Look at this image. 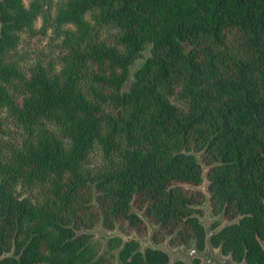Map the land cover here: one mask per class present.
<instances>
[{"label":"trees","instance_id":"1","mask_svg":"<svg viewBox=\"0 0 264 264\" xmlns=\"http://www.w3.org/2000/svg\"><path fill=\"white\" fill-rule=\"evenodd\" d=\"M37 33L55 54L27 62ZM204 166L211 243L264 264V0H0V264H113L87 229L141 211L202 250ZM139 247L119 264L169 262Z\"/></svg>","mask_w":264,"mask_h":264},{"label":"water","instance_id":"2","mask_svg":"<svg viewBox=\"0 0 264 264\" xmlns=\"http://www.w3.org/2000/svg\"><path fill=\"white\" fill-rule=\"evenodd\" d=\"M198 155V154H197ZM207 166H204L203 170V175H204V181L201 185L198 187L201 188L205 193H206V201L204 204H200L205 209V214L204 216L199 215V219L204 225V229L206 232V238H205V248L200 250L195 243L192 244V247L187 250H181L179 248L173 249L171 248L167 240L171 237V235L167 236V239L163 243H154L153 240L151 239V232L153 230L152 225H149V233L146 236V238H141L139 237L135 232L132 233L129 236H123L122 234L115 232L110 235L111 236H121L122 235V244L120 247L117 249V253L119 249L122 247L125 241L130 240L131 238L136 239L137 241L141 242L140 249L143 250L145 247L150 246L155 249H162L166 251L169 255V262L167 264H173V262L176 259H182L186 262H192V258L194 256H197L200 258L201 262L200 264H243V261L241 262H236L232 259L230 254H224L222 252L221 247H217L218 249L215 250L213 244L210 241V236L212 233L216 232L223 224H225L227 221L224 220L218 227L212 229V223L215 218H221V214L214 215V212L210 206V194L207 191L206 183L207 179L205 176ZM142 217H144L143 212H139ZM263 247H264V241L262 242ZM118 258V257H117ZM119 264V261H118Z\"/></svg>","mask_w":264,"mask_h":264},{"label":"rangeland","instance_id":"3","mask_svg":"<svg viewBox=\"0 0 264 264\" xmlns=\"http://www.w3.org/2000/svg\"><path fill=\"white\" fill-rule=\"evenodd\" d=\"M59 0H53L54 4L57 3ZM18 52L19 54H21L22 56H24L25 58H27V62L30 61L31 59H33L37 54L44 53L46 55H50V54H55L54 51L52 52L48 46L46 45V43L44 42V40L39 36V34L37 33L36 35L32 36L29 38L28 34H25L23 37V41L20 43V45L18 46ZM143 56L138 57L137 59H135V61L133 62V64L130 67V76H132L133 71L135 70V68L137 66H139L143 60H144V56H146L149 53V47L147 46L143 51ZM130 81V80H129ZM128 81V82H129ZM128 82L126 83V86L128 85ZM206 201V199H205ZM204 201V202H205ZM204 202L202 204H204ZM201 208L203 209V214H201V216H204L205 214V209L201 206ZM215 215V214H214ZM144 219L146 221V225H147V232L145 234H139L136 231H132L130 233H125L123 231L120 230V228L118 226H116L114 229L109 230L106 229L102 226V224L98 223L97 225H95L93 228L91 229H87L88 231L92 232L93 234V239L95 241H97L100 244V252H104L106 249H109L107 241L110 238V235L118 232L120 234H122L123 236H129L132 233H136L139 237L141 238H146V236L149 233V225H152L153 229L155 227V224L150 222L149 220H147V218L144 216ZM214 220H218L220 223H222L224 221V219L221 218H215ZM153 231V230H152ZM152 234V232H151ZM121 235V238H122ZM152 239V236H151ZM167 239L164 238V240H162L161 242L158 243H163L165 240ZM153 240V239H152ZM154 243H156L153 240ZM140 245L141 242L139 241ZM157 243V244H158ZM168 245L173 248V249H181V250H187L190 249L192 247V243L189 245H184V244H171L169 239L167 240ZM117 248H112L111 250L113 251L115 258H114V263L113 264H118V258H117ZM215 250H217L218 248L215 247ZM201 261V260H200Z\"/></svg>","mask_w":264,"mask_h":264},{"label":"flooded vegetation","instance_id":"4","mask_svg":"<svg viewBox=\"0 0 264 264\" xmlns=\"http://www.w3.org/2000/svg\"><path fill=\"white\" fill-rule=\"evenodd\" d=\"M193 244V243H192ZM195 257V256H194ZM201 262V261H200Z\"/></svg>","mask_w":264,"mask_h":264}]
</instances>
